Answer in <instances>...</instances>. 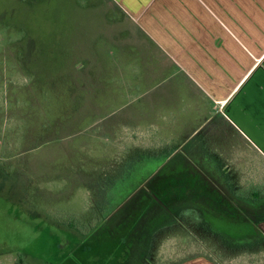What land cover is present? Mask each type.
Wrapping results in <instances>:
<instances>
[{"label":"rangeland","instance_id":"obj_1","mask_svg":"<svg viewBox=\"0 0 264 264\" xmlns=\"http://www.w3.org/2000/svg\"><path fill=\"white\" fill-rule=\"evenodd\" d=\"M120 15L108 0H0V264H79L85 246H102L100 259L101 239L149 250L146 264H264L259 209L229 194L243 162L203 170L133 145L127 112L153 83L135 87L132 74L153 50L129 44ZM188 208L201 227L174 226ZM124 257L100 262H138Z\"/></svg>","mask_w":264,"mask_h":264},{"label":"crops","instance_id":"obj_2","mask_svg":"<svg viewBox=\"0 0 264 264\" xmlns=\"http://www.w3.org/2000/svg\"><path fill=\"white\" fill-rule=\"evenodd\" d=\"M108 2L129 20L127 30L135 41L123 44L153 50L141 60L147 62L148 72L132 74L135 87L156 83L134 95L127 112L132 117L133 145L140 140V147L153 148L155 155L166 153V162L177 157L203 170L211 165L219 168L224 162L232 167L243 162L245 172L228 184L229 194L233 203H250L259 209L256 230L263 243L264 197L252 201L234 194L248 187H260L264 193V0ZM212 173L199 172L198 177L219 175ZM110 242L101 239L106 245L100 259L95 254L102 246H85L79 264H105L100 260L110 262L108 258L118 253L121 259L126 260V254L136 258L137 264H146L149 250L142 257L133 250L125 253L118 246L111 247ZM173 264L221 263L197 255Z\"/></svg>","mask_w":264,"mask_h":264},{"label":"trees","instance_id":"obj_3","mask_svg":"<svg viewBox=\"0 0 264 264\" xmlns=\"http://www.w3.org/2000/svg\"><path fill=\"white\" fill-rule=\"evenodd\" d=\"M234 195H235V197H237L239 199H248V200H252V201H258L264 197V193L261 191L260 187H248V189H246V191L235 192ZM80 221L81 220L77 219V221H76L77 224L83 223L82 221L81 222ZM64 224L71 229H76V230L80 231L84 235L89 234V230L87 228L83 227V229H82L79 225H77V224L75 225L72 222H69V223L65 222ZM202 224H203V220L201 218L200 213L197 210L186 209V210H183L181 212L180 216L178 217V224H175V226H184V227L189 228V229H196V228L201 227ZM84 225L87 227L86 224H84ZM89 227L90 226L88 225V228ZM204 242H205V240H204ZM258 246L264 247V242L258 243ZM244 249L247 251L250 250V248L247 246Z\"/></svg>","mask_w":264,"mask_h":264}]
</instances>
